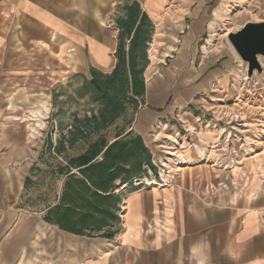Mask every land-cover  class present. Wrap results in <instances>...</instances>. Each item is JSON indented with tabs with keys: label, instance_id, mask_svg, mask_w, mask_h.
<instances>
[{
	"label": "crops",
	"instance_id": "obj_1",
	"mask_svg": "<svg viewBox=\"0 0 264 264\" xmlns=\"http://www.w3.org/2000/svg\"><path fill=\"white\" fill-rule=\"evenodd\" d=\"M239 2L0 0V264H264L254 111L222 140ZM165 149L173 185L119 190Z\"/></svg>",
	"mask_w": 264,
	"mask_h": 264
},
{
	"label": "rangeland",
	"instance_id": "obj_2",
	"mask_svg": "<svg viewBox=\"0 0 264 264\" xmlns=\"http://www.w3.org/2000/svg\"><path fill=\"white\" fill-rule=\"evenodd\" d=\"M233 15L238 13L241 14V17L238 18L239 20L236 21L233 20L230 23L227 24V29H229L231 32H236L240 29H242L244 27V25L248 22H254V23H258V22H262L264 20V0H240L239 4H237L234 6V9L232 10ZM226 28H222L223 33H226ZM226 39H228L226 37ZM258 61L260 63V65L263 68V74L260 75L257 71H255V73L249 77L248 74V63L244 62L241 58H240V62L242 63V70L238 71L239 73V77L238 76H234L235 79L233 80V84L231 87L233 88V91L235 92V103L238 104V109L239 111L237 112V114H233V116H227L229 117V120L233 119L234 124L236 125L235 127H233L231 129V132H227L224 135H222V140H224L225 138L228 139L230 147L236 143V142H244L245 141V137L242 135L241 133V129L244 128V122H243V116H242V111H246V110H251L254 111L255 117H254V121L256 125H259V129L257 130L256 134L254 135L255 137L260 136V132L264 131V56H258ZM257 75L261 82L263 84H260L258 87H249L247 82L253 77ZM254 78V77H253ZM130 98V97H129ZM129 102V101H127ZM257 111H261L259 114ZM225 115V113H223ZM232 117V118H231ZM130 118V114H128V119ZM245 121V120H244ZM258 138V137H257ZM259 139H253V149L250 148V146H243V150L242 152H244L245 149V156L243 157V159L245 158H253L256 159V157H258L259 153L263 150L264 144L262 143V137L261 140ZM264 140V138H263ZM251 141V140H250ZM217 146V145H216ZM261 148H258L260 147ZM247 148V151H246ZM165 159L163 160L164 164H161L162 168L157 169V172H154L155 174H158L159 171L161 169H169V166H167L170 162L173 163V167L174 165L176 166L177 170L182 171V168H186L188 167V161L185 160V158H182V151L179 150H170V149H165ZM169 151L172 152H176V154L179 156L178 160H169V158H175L177 155H172L171 153H169ZM179 151V152H178ZM234 155H236L234 153ZM181 157V158H180ZM251 161H253L252 159H250ZM174 161V162H172ZM242 160L241 159H237L235 161V163H240ZM211 162V161H210ZM222 165V164H221ZM175 168V167H174ZM154 170L151 169L150 166V161L149 160H144L143 161V171L140 175H137L131 179H129L127 182L125 183H129L131 181H133L135 178L137 177H148L152 174ZM226 174H228L227 176H225L224 180L221 183H216L214 182L215 180L212 179L213 181H211L212 183H210L208 185V190L206 192H208V194H210L212 191H222V190H226V186H230V169H226ZM122 183L120 186H122ZM118 187V188H119ZM226 188V189H225ZM135 189V188H133ZM213 193V192H212Z\"/></svg>",
	"mask_w": 264,
	"mask_h": 264
},
{
	"label": "water",
	"instance_id": "obj_3",
	"mask_svg": "<svg viewBox=\"0 0 264 264\" xmlns=\"http://www.w3.org/2000/svg\"><path fill=\"white\" fill-rule=\"evenodd\" d=\"M227 38L239 57L248 63L249 77L255 71L262 75L263 68L258 56H264V20L258 23L248 22L242 29L230 32Z\"/></svg>",
	"mask_w": 264,
	"mask_h": 264
},
{
	"label": "built area",
	"instance_id": "obj_4",
	"mask_svg": "<svg viewBox=\"0 0 264 264\" xmlns=\"http://www.w3.org/2000/svg\"><path fill=\"white\" fill-rule=\"evenodd\" d=\"M208 40L206 41V44ZM179 159V156H176ZM181 158V157H180ZM183 158V157H182ZM169 169H161L158 174L152 172L148 177H137L129 183H125L119 187L121 191H127L131 188H144V187H167L170 183L167 179Z\"/></svg>",
	"mask_w": 264,
	"mask_h": 264
},
{
	"label": "bare ground",
	"instance_id": "obj_5",
	"mask_svg": "<svg viewBox=\"0 0 264 264\" xmlns=\"http://www.w3.org/2000/svg\"><path fill=\"white\" fill-rule=\"evenodd\" d=\"M172 162H174V161H172ZM173 165V163H169L167 166H169V174H168V176H167V179H168V181H169V185H173V181H174V178H175V175H176V173H177V168H176V166L174 165V167L172 166Z\"/></svg>",
	"mask_w": 264,
	"mask_h": 264
}]
</instances>
